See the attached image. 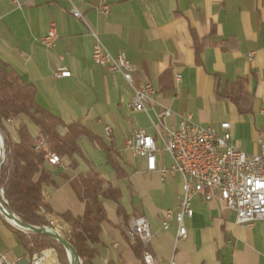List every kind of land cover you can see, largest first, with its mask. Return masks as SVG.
Instances as JSON below:
<instances>
[{"label": "crops", "instance_id": "crops-1", "mask_svg": "<svg viewBox=\"0 0 264 264\" xmlns=\"http://www.w3.org/2000/svg\"><path fill=\"white\" fill-rule=\"evenodd\" d=\"M71 1L0 0V60L35 88L43 108L67 124L81 122L94 135L78 140L83 157L77 158V168L68 158L49 166L54 182L46 187L51 216H88L91 194L81 176L92 163L122 190L121 212L116 202H104L109 221L97 244L95 264H144L124 231L125 216L136 215L149 220V249L158 264H168L171 258L178 264H264V221L238 224L235 212L217 199H193L185 240L177 241L175 220L169 230L162 229L163 212L176 208L181 197V177L164 180L158 172H146L145 161L125 144L135 130L155 134L156 112L131 111L127 105L134 93L124 77L93 61L95 32L111 54L124 53L136 67V83L154 85L162 105L174 112L168 125L179 124L187 114L203 126L230 122L233 143L259 155L264 145V0H109L108 15L100 12L102 0ZM72 4L85 21L72 15ZM52 24L56 46L47 48L40 39ZM61 66L72 76L55 77ZM240 78L245 79L246 97L239 106L219 93ZM26 122L37 136L39 129ZM107 126L112 127L111 138ZM106 147L113 150L118 171ZM162 162L172 164L168 153ZM0 231L11 237L4 226ZM16 245L13 240L9 249ZM25 253L18 251L16 259L29 256Z\"/></svg>", "mask_w": 264, "mask_h": 264}, {"label": "built area", "instance_id": "built-area-1", "mask_svg": "<svg viewBox=\"0 0 264 264\" xmlns=\"http://www.w3.org/2000/svg\"><path fill=\"white\" fill-rule=\"evenodd\" d=\"M99 9L103 15H108L109 0H102ZM71 13L75 18L85 21L84 15L74 4ZM93 35L96 39L93 50L94 63L121 74L133 90V99L127 107L135 112L148 114L151 110L156 112L157 121H153L155 134L135 130L125 140L126 147L133 149L136 156L145 161L146 172H158L164 180L175 175L181 177V197L176 208L163 212L162 229L169 230L171 222L175 220L176 239L185 240L188 237L185 219L193 217L192 201L196 196H201L205 201L217 199L223 208L235 212L238 224L253 226L258 221H264V145L261 154H247L233 143L230 122H223L219 126H203L194 120L192 114L182 116L181 122L177 125H168L166 120L172 117L174 112L162 105L157 98L154 85L151 82L136 83L133 76L136 67L125 54L119 53L114 56L95 32ZM56 40L57 30L55 24H52L48 34L40 39V43L47 48H54ZM252 56L253 54L250 55ZM71 76L72 72L64 66L55 72L57 78ZM176 81L179 83L182 81L180 74L176 76ZM105 133L111 138L112 127H105ZM36 149L48 152L47 158L51 165L62 164L60 156L49 152L43 140L37 144ZM164 152L171 157L170 166L162 162ZM0 193L3 198L2 207L7 213V200L1 188ZM2 214L6 217L4 213ZM8 220L12 226L26 231L19 225H14L11 219ZM49 223L53 231L59 234L64 232L69 235L71 232L58 217L49 216ZM124 231L130 242L135 244L140 241L146 248L142 256L144 264H158L149 249L153 233L146 216H132ZM0 264H58V262L52 249L15 260L9 259L6 253L0 250ZM168 264L178 262L171 258Z\"/></svg>", "mask_w": 264, "mask_h": 264}, {"label": "trees", "instance_id": "trees-1", "mask_svg": "<svg viewBox=\"0 0 264 264\" xmlns=\"http://www.w3.org/2000/svg\"><path fill=\"white\" fill-rule=\"evenodd\" d=\"M245 79L230 82L220 97L229 98L240 106L245 99ZM13 120L15 134L9 129ZM26 120L33 123L39 134L30 133ZM0 130L4 135L8 152V162L1 165L0 188L4 190L7 209L18 215L22 221L33 226H49L52 210L46 199V187L54 185L52 170L47 158V151L37 150V144L43 140L48 151L56 153L63 160L68 158L71 167H78V157H83L78 140L82 136L94 138V135L81 122L65 123L60 117L43 108L36 100L35 88L26 83L22 77L6 63L0 60ZM64 130V132H63ZM111 165L119 170L114 159V152L106 147ZM89 164L86 175L81 176L83 185L90 191L91 211L87 217H74L71 212L55 215L67 224L71 232L67 240L77 251L81 264H95L99 254L97 244L101 242L103 227L108 222L104 202L112 200L119 205L121 212L122 190L119 186L108 183L102 174ZM0 200L3 201L2 196ZM131 216H125L128 224ZM7 223V222H6ZM14 229L10 224H6ZM20 244L29 255L54 247L60 253L62 264L65 263V249L57 241L36 232L30 234L14 229ZM146 248L138 241L134 244L137 255L142 256ZM108 264H114L112 262Z\"/></svg>", "mask_w": 264, "mask_h": 264}, {"label": "rangeland", "instance_id": "rangeland-1", "mask_svg": "<svg viewBox=\"0 0 264 264\" xmlns=\"http://www.w3.org/2000/svg\"><path fill=\"white\" fill-rule=\"evenodd\" d=\"M8 124H11L9 127L11 129V131L13 132V134L15 135V128H14V125L16 124L13 120L12 121H9ZM0 136L2 137V140H3V143L1 145L0 143V146H1V150H0V170H1V165L2 164H6L8 162V152H7V149H6V145H5V139H4V135L3 133L1 132L0 130ZM54 166V165H53ZM0 196H2V194L0 193ZM0 202L3 203L2 200H0ZM7 209V207H6ZM8 210V209H7ZM9 211V210H8ZM10 212V211H9ZM11 213V212H10ZM14 214V213H12ZM16 215V214H15ZM18 218H20L18 215H16ZM21 219V218H20ZM22 220V219H21ZM10 224L9 220L0 212V225L1 226H4L10 233H11V237L10 235L6 234V233H3L2 231H0V249L2 251H4L6 253V255L8 256L9 259L11 260H15L16 259V253L19 251V253H25V249L24 247L20 244V241H19V238H18V235L16 234V232L14 231V229L16 230H19L21 231L19 228L15 227V226H11L14 228L12 229L10 226L6 225L7 223ZM39 227V226H37ZM43 227H46L48 229H51V230H54L53 228L49 226H43ZM24 233H27V234H30L31 231H22ZM62 232V231H61ZM60 235H62L64 238L67 239L68 237V234L62 232V234L60 233ZM15 240L17 242V245L15 246V250L14 249H9V244H11V242ZM64 248V247H63ZM54 250L55 251V254H56V257H57V262L58 264H62L61 263V260H60V253L58 252V249L54 248V247H50V248H46L44 250ZM43 250V251H44ZM64 260H65V263L66 264H71L70 262V259H69V256H68V253L67 251L65 250L64 252Z\"/></svg>", "mask_w": 264, "mask_h": 264}, {"label": "water", "instance_id": "water-1", "mask_svg": "<svg viewBox=\"0 0 264 264\" xmlns=\"http://www.w3.org/2000/svg\"><path fill=\"white\" fill-rule=\"evenodd\" d=\"M0 138H1V142L3 143L2 137H0ZM0 150H1V146H0ZM0 212L4 213L8 219L15 220L22 229L27 230V231H31V232L41 233V234L57 241L59 244H61L64 247V249L67 251V253H68V251H70L71 256H69L70 257L69 259H70L71 264H81V259L78 255L77 251L73 247V245L70 243L69 240L64 238L59 233H57L51 229H48L46 227H37V226L30 225L28 223H25L20 218H18L15 214L10 213L8 210L6 213L2 207L1 202H0Z\"/></svg>", "mask_w": 264, "mask_h": 264}, {"label": "bare ground", "instance_id": "bare-ground-1", "mask_svg": "<svg viewBox=\"0 0 264 264\" xmlns=\"http://www.w3.org/2000/svg\"><path fill=\"white\" fill-rule=\"evenodd\" d=\"M1 137V136H0ZM0 143H1V145H2V142H1V138H0ZM12 220V219H11ZM12 223L14 224V225H18V223L15 221V220H12ZM68 256H71V253H70V251H68ZM70 258V257H69Z\"/></svg>", "mask_w": 264, "mask_h": 264}]
</instances>
